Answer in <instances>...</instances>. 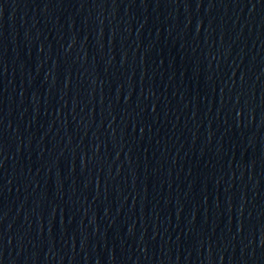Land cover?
Instances as JSON below:
<instances>
[{"label":"water","instance_id":"95a60500","mask_svg":"<svg viewBox=\"0 0 264 264\" xmlns=\"http://www.w3.org/2000/svg\"><path fill=\"white\" fill-rule=\"evenodd\" d=\"M0 264H264V0H0Z\"/></svg>","mask_w":264,"mask_h":264}]
</instances>
